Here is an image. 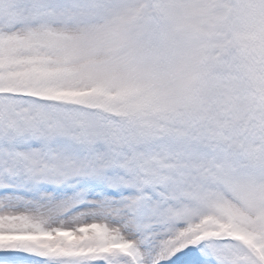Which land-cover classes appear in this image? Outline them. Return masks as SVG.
Masks as SVG:
<instances>
[{"label": "rangeland", "instance_id": "rangeland-1", "mask_svg": "<svg viewBox=\"0 0 264 264\" xmlns=\"http://www.w3.org/2000/svg\"><path fill=\"white\" fill-rule=\"evenodd\" d=\"M231 1L0 0L3 262L264 264V0Z\"/></svg>", "mask_w": 264, "mask_h": 264}]
</instances>
